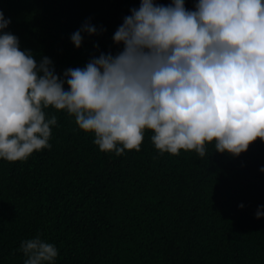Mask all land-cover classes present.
<instances>
[{"label": "trees", "instance_id": "1", "mask_svg": "<svg viewBox=\"0 0 264 264\" xmlns=\"http://www.w3.org/2000/svg\"><path fill=\"white\" fill-rule=\"evenodd\" d=\"M140 2L0 0V9L21 48L51 57L62 74L99 51L118 52L112 35ZM89 18L106 31L84 34L77 48L70 34ZM49 111L58 119L51 149L0 159V264H23L21 240L38 232L58 247L56 264H264V216L255 215L264 204V140L239 156L211 144L203 157L161 154L146 130L140 150L116 155L74 116Z\"/></svg>", "mask_w": 264, "mask_h": 264}, {"label": "clouds", "instance_id": "2", "mask_svg": "<svg viewBox=\"0 0 264 264\" xmlns=\"http://www.w3.org/2000/svg\"><path fill=\"white\" fill-rule=\"evenodd\" d=\"M10 24L0 9V159L51 149L58 119L50 108L116 155L140 150L146 130L161 154L203 157L211 144L239 156L264 140V0H195L194 8L141 0L112 35L118 52L99 51L62 74L51 57L22 49ZM104 31L89 18L70 39L80 48L84 34ZM255 215L264 216V204ZM20 251L23 264H56L59 255L39 232Z\"/></svg>", "mask_w": 264, "mask_h": 264}]
</instances>
